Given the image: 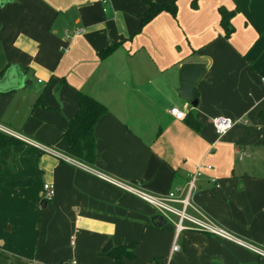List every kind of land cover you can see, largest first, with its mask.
<instances>
[{
	"label": "crops",
	"instance_id": "0c3cea01",
	"mask_svg": "<svg viewBox=\"0 0 264 264\" xmlns=\"http://www.w3.org/2000/svg\"><path fill=\"white\" fill-rule=\"evenodd\" d=\"M142 1L0 0V126L68 156L60 136L84 93L106 108L86 166L160 196L202 165L195 208L264 248V0H152L176 13L143 26ZM219 8L233 13L228 37ZM186 63L205 67L196 107L178 96ZM215 118L236 124L218 136ZM0 139V264H115L102 253L109 241L134 245L126 264H264L190 231L171 253L173 226L151 206L8 134ZM20 182L29 185L10 186ZM45 185L54 190L48 203Z\"/></svg>",
	"mask_w": 264,
	"mask_h": 264
},
{
	"label": "built area",
	"instance_id": "2783aa9c",
	"mask_svg": "<svg viewBox=\"0 0 264 264\" xmlns=\"http://www.w3.org/2000/svg\"><path fill=\"white\" fill-rule=\"evenodd\" d=\"M170 114L178 121H183L186 117L185 112L178 108L170 109ZM211 124L216 134L218 136H223L229 130H231L236 123L224 118H215L211 120ZM0 132L10 135L11 137L36 149L40 153L50 155L76 169L85 171L86 173L101 179L102 181L138 198L142 202L151 206L156 211V213H158L166 222L173 226L174 236L170 249L171 253H176L180 250V246L178 244L179 235L183 232L190 231L204 233L224 242L236 245L252 253L259 260L264 261V248L236 237L229 231L220 227L212 219L198 211L193 205L192 196L197 190V181L201 175V169L203 168L202 165L195 167L194 171L189 174L188 181L183 186L178 187L165 195L155 196L145 192L139 186L124 183L111 176L100 173L78 160L66 156L51 147L17 135L5 127L0 126ZM212 182L215 183V180H212ZM53 196V187L51 185H45L42 203L50 202ZM70 241L71 244H73V237L70 238Z\"/></svg>",
	"mask_w": 264,
	"mask_h": 264
},
{
	"label": "trees",
	"instance_id": "16d2710c",
	"mask_svg": "<svg viewBox=\"0 0 264 264\" xmlns=\"http://www.w3.org/2000/svg\"><path fill=\"white\" fill-rule=\"evenodd\" d=\"M143 4L147 7L141 17V25H145L152 18L160 14L161 12H168L171 15H175L176 7L174 5H159L152 0H143ZM221 16V26L225 31V36L228 37L232 32L230 25V18L232 12H228L223 8H219ZM117 45L111 46L99 53L101 59L108 56ZM197 98V94H194ZM41 102V97L38 98L36 103ZM77 112L75 116L69 121L68 127L61 133L60 140H62L66 146V154L78 160L88 166H92L95 159V144H94V128L101 116L105 113L106 108L94 98L78 92L77 93ZM185 119L187 123L198 129V123L191 117L186 115ZM3 143L0 139V147H3ZM29 182H20L11 184L10 186L26 187ZM134 245H127L123 247L113 248L106 255L112 259L115 264H126V261H130L134 258L132 250Z\"/></svg>",
	"mask_w": 264,
	"mask_h": 264
},
{
	"label": "water",
	"instance_id": "95a60500",
	"mask_svg": "<svg viewBox=\"0 0 264 264\" xmlns=\"http://www.w3.org/2000/svg\"><path fill=\"white\" fill-rule=\"evenodd\" d=\"M205 74V67L200 63H186L182 65L179 71V89L178 96L190 104L192 107H196L198 105V100L194 97V89L196 87L197 82L200 78H202ZM29 82L25 81L23 83V87L28 85ZM112 248L111 242L109 241L104 248L102 249V253H107Z\"/></svg>",
	"mask_w": 264,
	"mask_h": 264
}]
</instances>
